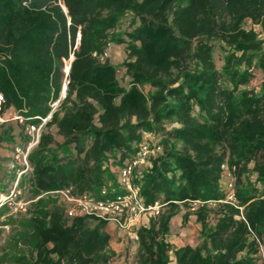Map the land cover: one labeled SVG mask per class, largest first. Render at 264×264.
Returning <instances> with one entry per match:
<instances>
[{
	"label": "trees",
	"instance_id": "16d2710c",
	"mask_svg": "<svg viewBox=\"0 0 264 264\" xmlns=\"http://www.w3.org/2000/svg\"><path fill=\"white\" fill-rule=\"evenodd\" d=\"M260 35L264 0H0V114L25 120L0 125V153L27 143L25 126L48 115L66 84L28 157L33 197L111 198L120 192L111 168L148 145L134 182L143 205L161 209L136 231L133 264H264ZM110 44L126 55L120 65L106 59ZM223 165L235 205L224 202ZM35 208L20 240L29 264H114L106 222L67 220L52 201ZM181 208L183 224L192 215L199 225L196 247L168 241Z\"/></svg>",
	"mask_w": 264,
	"mask_h": 264
},
{
	"label": "built area",
	"instance_id": "2783aa9c",
	"mask_svg": "<svg viewBox=\"0 0 264 264\" xmlns=\"http://www.w3.org/2000/svg\"><path fill=\"white\" fill-rule=\"evenodd\" d=\"M71 61L72 58L66 63L68 71ZM68 71L65 72L66 76L68 75ZM65 85L66 84H64V86ZM64 98L65 94L61 92L60 98L51 104L50 112L47 116L43 118L36 117L38 120L37 124L26 125L24 132L28 139L27 143L23 147L15 146L13 148V157L16 164H12L11 168L15 172V177L12 181L13 185L8 192L0 189V222L3 220L1 216L3 210L9 211L11 215H26L28 213V203L22 200L24 188L21 185V179L27 173L32 172V167L28 160L29 154L37 147L46 124L51 121L53 113L57 111L61 100ZM3 103L4 98L0 93V110ZM1 115L2 114H0V122H4ZM12 119L18 124L24 125L25 120L18 114H15ZM153 153L154 151L150 146L143 145L139 156L135 160L129 161L124 165L121 171L122 185L118 186L120 192L115 193L111 198L100 200L88 195L76 197L71 194L70 190L56 191L48 194L58 195L59 205L63 207L64 216L67 220H71L78 216H85L98 221L112 223L119 230L129 231L131 233L130 240L137 243L138 237L136 231L139 229V227L137 228L138 219L145 214H149L150 217L156 216L161 209V205L158 204H155L153 207H145L139 196L140 188L134 182L135 170L145 165L147 157ZM222 171V188L227 194L224 202L235 205V179L227 165L222 166ZM200 204L199 202L193 203L190 211H194ZM0 229L7 230L8 227L0 226ZM261 258L264 262L262 249Z\"/></svg>",
	"mask_w": 264,
	"mask_h": 264
},
{
	"label": "rangeland",
	"instance_id": "374dc122",
	"mask_svg": "<svg viewBox=\"0 0 264 264\" xmlns=\"http://www.w3.org/2000/svg\"><path fill=\"white\" fill-rule=\"evenodd\" d=\"M126 19L127 17H124L121 21V27H125L126 25ZM245 28H249L250 24L249 22L245 23ZM258 33H260L259 29L255 27ZM261 38V36H260ZM264 51V50H263ZM106 59L107 61L114 66L120 65L125 59L126 55L122 49L121 46L110 44L106 50ZM124 72L121 70L118 72V77L121 79L123 77ZM121 81V80H120ZM121 84L123 86H126V83L121 81ZM7 111H5L3 114H6ZM1 118L4 119V122H0L1 124H13L16 121H14L11 118L5 117L1 115ZM20 125V124H19ZM1 157L6 158L7 161H1L0 160V189H3L5 192H8L10 188L12 187L13 179L15 177V172L11 168L12 164H16L13 157V151L10 149L9 152H3L0 153ZM128 161L126 160L123 165L116 166L111 168V172L114 174L113 181H108L110 183V186L112 187L113 184H117L118 186H121L122 184V177H121V171L124 165ZM248 169H251V165L248 166ZM249 178L251 181H254L255 176L249 175ZM21 183H23L24 193L22 200L24 202L28 203V213L26 215H20V214H14L11 215L9 211L3 210L1 212V216L3 217V220L0 222V226H7L8 229H0V264H29L28 262V248L25 245H22L20 242L23 234L25 231L29 230L30 224L28 221L29 217V211L31 209V212L35 208V205L38 201H43L44 203L47 202H54L55 204H59V198L56 194H45L41 195L39 197H33L31 193V178L30 177H22ZM179 212H182L184 215L187 212V209L181 208ZM192 216V215H190ZM190 217H188V220L185 224L181 222V225L176 227L174 231L171 232L172 235V241L174 244H184V243H193V244H200V236H199V230L196 227L197 223L195 220H191V223H189ZM170 237V235H169ZM127 246H134L133 241H130V239H127L126 241ZM135 255V254H134ZM134 255L129 257V260H125L124 263L126 264H133L134 263ZM17 257H24V259L18 260ZM115 261L118 260L114 259Z\"/></svg>",
	"mask_w": 264,
	"mask_h": 264
},
{
	"label": "crops",
	"instance_id": "0c3cea01",
	"mask_svg": "<svg viewBox=\"0 0 264 264\" xmlns=\"http://www.w3.org/2000/svg\"><path fill=\"white\" fill-rule=\"evenodd\" d=\"M255 27H257L259 29V31L261 32V30L258 26H253V29L255 32H257ZM260 36H261V39L264 38V35H260ZM263 50H264V44H263ZM145 91H148V88H145ZM15 114L16 113L12 109H9V110H7L6 114H2V116L11 118V117H14ZM182 217H183L182 212H179L170 221V237L168 238V241L170 242V244H172L176 248L186 246V245L191 246V247L198 246L199 245L198 243L193 244V243L187 242V243L179 244V245L173 243V241L171 239L172 238L171 232L174 231L176 229V227L181 225ZM189 217H190L189 223H191L192 218H193V220H195L194 216H189ZM149 218H150L149 214H145L142 217H140L138 219V222H137V228L138 227L140 228L141 226H147L148 222H149ZM196 227L198 228V230H200L198 224L196 225ZM104 231L110 237L109 245H110V248L116 253L115 259L118 258V260H116V261L114 260V264H126V263H124V261L129 260V257L136 253V250L138 247L137 244H133L134 246H130V247L127 246L126 241H127V239H130L131 233L129 231H122V230L117 229L116 226L112 223H107Z\"/></svg>",
	"mask_w": 264,
	"mask_h": 264
},
{
	"label": "water",
	"instance_id": "95a60500",
	"mask_svg": "<svg viewBox=\"0 0 264 264\" xmlns=\"http://www.w3.org/2000/svg\"><path fill=\"white\" fill-rule=\"evenodd\" d=\"M65 91H66V85L63 86V88H62V92H63V94H65Z\"/></svg>",
	"mask_w": 264,
	"mask_h": 264
},
{
	"label": "bare ground",
	"instance_id": "6f19581e",
	"mask_svg": "<svg viewBox=\"0 0 264 264\" xmlns=\"http://www.w3.org/2000/svg\"><path fill=\"white\" fill-rule=\"evenodd\" d=\"M67 71H68V69H67ZM67 71H66V72H67Z\"/></svg>",
	"mask_w": 264,
	"mask_h": 264
}]
</instances>
